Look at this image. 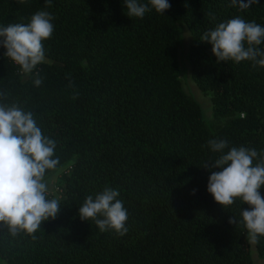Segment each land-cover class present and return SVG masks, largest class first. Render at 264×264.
Listing matches in <instances>:
<instances>
[{
	"label": "trees",
	"instance_id": "obj_1",
	"mask_svg": "<svg viewBox=\"0 0 264 264\" xmlns=\"http://www.w3.org/2000/svg\"><path fill=\"white\" fill-rule=\"evenodd\" d=\"M169 3L164 14L152 9L141 19L126 14L124 0H51L50 7L0 0V26L27 24L41 10L54 16L43 41L46 62L30 75L0 46V92L7 93L0 102L32 111L56 142L60 163L45 179L58 174L63 189L49 195L61 210L35 240L0 229L5 264H253L246 229L229 223L249 205L215 202L203 165L221 155L210 139L226 140L225 153L240 146L264 152V67L217 62L200 38L235 17L264 26V0L244 9L231 0ZM185 30L191 77L211 92L210 118L179 82ZM105 187L119 191L128 212L123 236L78 215L86 196ZM259 191L264 197V186ZM255 248L264 259V236Z\"/></svg>",
	"mask_w": 264,
	"mask_h": 264
},
{
	"label": "clouds",
	"instance_id": "obj_2",
	"mask_svg": "<svg viewBox=\"0 0 264 264\" xmlns=\"http://www.w3.org/2000/svg\"><path fill=\"white\" fill-rule=\"evenodd\" d=\"M231 2L244 9L258 0ZM124 5L130 18L141 19L152 9L164 14L171 7L169 0H148L147 3L124 0ZM46 6H51V0H46ZM53 19L51 13L41 10L27 24L0 26V46L6 49L3 55L18 65L22 74L30 75L37 65L46 62L43 41L52 36ZM200 40L212 45L211 52L217 62L232 60L238 64L247 60L253 68L264 67V50L258 47L264 43V26L254 21L231 18L204 32ZM36 76L34 84L40 86L42 78L39 73ZM6 96V92H0V97ZM207 146L221 154L214 162L203 165L211 170L207 191L224 208L237 199L249 205L241 208L242 219L237 221L233 216L229 223L246 229L247 243L256 245L259 237L264 236V197L259 191L264 186V152L240 146L225 153L228 143L223 139H210ZM55 148L56 142L43 135L32 111H24L15 103L9 106L0 102V229H6L12 236L25 233L35 240L33 234L42 222L54 220L61 210L57 198H48L53 190L45 179L46 173L56 170L60 163ZM195 192L193 189L192 194ZM119 195L118 190L110 187L94 197L87 195L78 209L80 219L93 220L101 232L112 230L125 235L128 212L117 199Z\"/></svg>",
	"mask_w": 264,
	"mask_h": 264
},
{
	"label": "rangeland",
	"instance_id": "obj_3",
	"mask_svg": "<svg viewBox=\"0 0 264 264\" xmlns=\"http://www.w3.org/2000/svg\"><path fill=\"white\" fill-rule=\"evenodd\" d=\"M183 36L182 46L179 48L177 54L179 82L184 92L190 94L199 104L203 115L207 118H210L212 116V105L210 102L211 92L199 89L191 77L189 64L186 59V54L190 43V35L187 30H185ZM46 180L48 181L50 188L53 190L51 195L55 197L62 195V183L58 174H54ZM250 254L253 264H264V259L258 257L255 245H250Z\"/></svg>",
	"mask_w": 264,
	"mask_h": 264
},
{
	"label": "crops",
	"instance_id": "obj_4",
	"mask_svg": "<svg viewBox=\"0 0 264 264\" xmlns=\"http://www.w3.org/2000/svg\"><path fill=\"white\" fill-rule=\"evenodd\" d=\"M0 264H5V262H4V261H2V260H0Z\"/></svg>",
	"mask_w": 264,
	"mask_h": 264
}]
</instances>
